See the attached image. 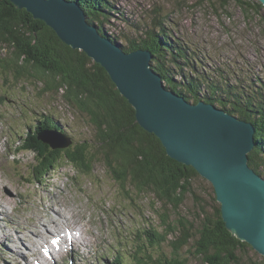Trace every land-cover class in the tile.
Listing matches in <instances>:
<instances>
[{
    "label": "trees",
    "instance_id": "trees-1",
    "mask_svg": "<svg viewBox=\"0 0 264 264\" xmlns=\"http://www.w3.org/2000/svg\"><path fill=\"white\" fill-rule=\"evenodd\" d=\"M74 1L85 10L89 22L125 51L150 50L153 69L163 77L168 89L194 103L204 100L251 121L256 127L257 143L249 153V164L264 177L263 88L248 91L241 83H229L230 79L223 74L207 72L199 65L197 54L201 53L174 35L168 15L157 13L152 24L142 28L138 37L122 43L124 38L113 36L105 26L118 11L115 0ZM237 2L247 16L258 14L264 6L259 0ZM0 78L6 86L12 87L36 78L40 92L51 94L62 90L64 100L86 113L96 129L93 142H73L69 148L57 150L40 138V132L44 130H63L61 123L52 119V114L35 132L28 130L20 134L17 154L21 151L35 154V181H41L63 160L71 163L78 172L87 174H92L95 165L101 162L127 198L132 199L133 192L151 193L177 212V221L169 220L165 233L156 228L144 231L150 238L151 248H140L136 264H188V257L182 255L188 245V249L206 264H264V256L227 228L215 189L206 205L194 184L198 178L206 182L205 179L194 167L171 158L161 140L138 123L135 108L122 95L107 70L85 51L65 44L50 26L35 19L26 9L18 8L11 0H0ZM63 131L68 134L65 129ZM190 194L200 205L199 216L194 217L197 224L178 213ZM170 235L173 236V239L169 238L171 250L166 253L162 245ZM155 249L158 253L153 252ZM250 252L257 258H252ZM116 258L111 264H123L120 255Z\"/></svg>",
    "mask_w": 264,
    "mask_h": 264
},
{
    "label": "rangeland",
    "instance_id": "rangeland-1",
    "mask_svg": "<svg viewBox=\"0 0 264 264\" xmlns=\"http://www.w3.org/2000/svg\"><path fill=\"white\" fill-rule=\"evenodd\" d=\"M114 2L118 11L105 26L113 36L123 37L122 43L138 37L142 28L152 24L157 13L168 15L174 35L201 53L197 54L199 65L207 72L223 74L230 79L229 83H241L248 91L264 89V6L258 14L247 16L237 0ZM25 81L12 87L6 86L0 78V199L3 201V206L0 205V264H111L118 255L123 264H136L140 248H151L150 238L144 231L156 228L165 233L169 220L177 221V212L151 193L133 192V198H127L101 162L95 165L92 174H87L78 172L63 160L41 181H35V154L30 151L17 154L20 134L28 130L35 132L38 126L47 123L49 114L61 123L74 143L93 142L96 129L86 113L64 100L62 90L48 94L40 92L36 78ZM205 181L198 178L194 184L207 205L214 187L207 179ZM54 204L61 215L50 209ZM199 207L197 198L190 194L178 213L197 224L194 217ZM41 219L50 227H40L44 237L36 238L41 247L37 246L36 253L27 249L26 243L17 242L6 234L14 231L28 238L26 228L36 229L33 225ZM68 229H75L80 241L74 237L72 242L64 244L63 251L48 258L42 245H48L57 234H65ZM169 238L173 236H168V241L162 245L166 253L171 250ZM32 241V238L26 240ZM189 247L182 250L188 264H206ZM250 256L257 258L252 252Z\"/></svg>",
    "mask_w": 264,
    "mask_h": 264
},
{
    "label": "water",
    "instance_id": "water-1",
    "mask_svg": "<svg viewBox=\"0 0 264 264\" xmlns=\"http://www.w3.org/2000/svg\"><path fill=\"white\" fill-rule=\"evenodd\" d=\"M264 5V0H259ZM45 22L67 45L84 50L103 66L136 110L138 123L154 133L168 155L192 166L215 189L227 228L264 256V177L249 164L256 127L213 103H194L167 88L151 68L152 52H127L103 35L74 0H11ZM40 138L52 149L69 148L74 139L47 129Z\"/></svg>",
    "mask_w": 264,
    "mask_h": 264
},
{
    "label": "bare ground",
    "instance_id": "bare-ground-1",
    "mask_svg": "<svg viewBox=\"0 0 264 264\" xmlns=\"http://www.w3.org/2000/svg\"><path fill=\"white\" fill-rule=\"evenodd\" d=\"M84 51V50H83ZM153 66H152V63H151V68H152ZM164 81V80H163ZM164 84H165V82H164ZM190 101V100H189ZM228 112V111H227ZM230 113V112H229ZM232 114V113H231ZM232 115H234V116H236L237 118H239L237 115H235V114H232ZM54 121V120H53ZM257 143V142H256ZM253 150V149H252ZM256 171V170H255ZM257 172V171H256ZM2 203H3V201L0 199V205L1 206H3L2 205ZM11 202H9V204H10ZM50 206V205H49ZM50 209H52V211H54L55 212V210H56V212H57V214L58 215H61V213L59 212V210H58V208L56 207V204H54L52 207L50 206ZM51 211V212H52ZM54 212H52L53 214H54ZM41 215H43L42 213H40V216ZM53 218V217H52ZM51 218V219H52ZM51 221V220H50ZM47 222V221H46ZM43 219H41L39 222H37L36 224H34L33 226L36 228V229H34V230H30L29 228H26V231H28L29 233H27L26 235H28V238L27 237H24V235L22 234V233H18V232H12V233H10V235L8 234V233H6L8 236H11L12 238H13V240H15V241H17V242H21V243H23L24 245H25V243H26V248L27 249H29V250H31V251H33V252H35L36 253V248H37V246H39L38 244H37V240H36V238H39L41 235H42V237H40V238H43L44 236H43V233H42V231H41V229H40V227L41 226H43V227H45L46 229L48 228L49 229V227L50 226H48V224L46 223ZM49 223V222H48ZM55 223V222H54ZM74 227H72V229H73ZM43 230H45V229H43ZM51 230H52V228H51ZM72 232L74 233L73 234V236L76 238V240H78V241H80V237L78 238V232L74 229V230H72ZM24 233V232H23ZM36 234V235H34V234ZM22 234V235H21ZM38 235H40V236H38ZM33 239V241L32 242H26V240H28V239ZM47 242V240L46 241H43V243H46ZM73 244V243H72ZM86 244V243H85ZM39 248H40V246H39ZM72 249H73V246H72V248H71V251H72ZM122 256V255H121ZM123 257V256H122ZM122 259V258H121ZM122 263H123V261H122Z\"/></svg>",
    "mask_w": 264,
    "mask_h": 264
}]
</instances>
